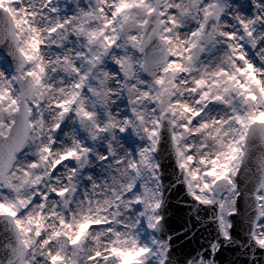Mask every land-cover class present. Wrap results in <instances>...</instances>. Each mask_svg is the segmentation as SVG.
Returning <instances> with one entry per match:
<instances>
[{
  "label": "snow or ice",
  "instance_id": "6c2138e0",
  "mask_svg": "<svg viewBox=\"0 0 264 264\" xmlns=\"http://www.w3.org/2000/svg\"><path fill=\"white\" fill-rule=\"evenodd\" d=\"M0 264H264V0H0Z\"/></svg>",
  "mask_w": 264,
  "mask_h": 264
},
{
  "label": "water",
  "instance_id": "95a60500",
  "mask_svg": "<svg viewBox=\"0 0 264 264\" xmlns=\"http://www.w3.org/2000/svg\"><path fill=\"white\" fill-rule=\"evenodd\" d=\"M186 210H182V206L178 205L176 200L172 201L171 206V217H170V225L176 232H182L183 226L186 221ZM196 243H199L197 240L195 243H189L187 240H176L177 253H184L189 250L191 247H195Z\"/></svg>",
  "mask_w": 264,
  "mask_h": 264
}]
</instances>
